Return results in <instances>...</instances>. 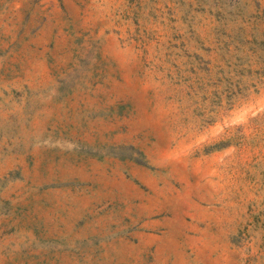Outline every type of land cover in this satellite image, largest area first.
<instances>
[{
  "label": "rangeland",
  "instance_id": "1",
  "mask_svg": "<svg viewBox=\"0 0 264 264\" xmlns=\"http://www.w3.org/2000/svg\"><path fill=\"white\" fill-rule=\"evenodd\" d=\"M0 264H264V0H0Z\"/></svg>",
  "mask_w": 264,
  "mask_h": 264
}]
</instances>
